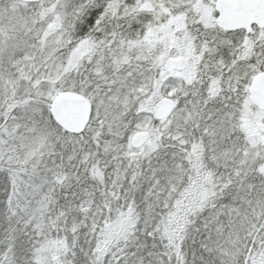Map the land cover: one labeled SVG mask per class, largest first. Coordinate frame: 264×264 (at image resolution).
<instances>
[{"label": "snow or ice", "instance_id": "obj_1", "mask_svg": "<svg viewBox=\"0 0 264 264\" xmlns=\"http://www.w3.org/2000/svg\"><path fill=\"white\" fill-rule=\"evenodd\" d=\"M0 264H264V0H0Z\"/></svg>", "mask_w": 264, "mask_h": 264}]
</instances>
